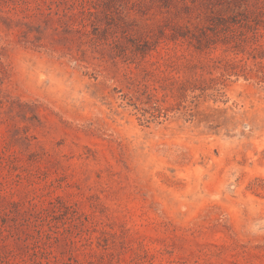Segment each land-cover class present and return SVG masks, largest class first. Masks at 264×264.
I'll return each instance as SVG.
<instances>
[{"label":"rangeland","instance_id":"1","mask_svg":"<svg viewBox=\"0 0 264 264\" xmlns=\"http://www.w3.org/2000/svg\"><path fill=\"white\" fill-rule=\"evenodd\" d=\"M0 264H264V0H0Z\"/></svg>","mask_w":264,"mask_h":264}]
</instances>
